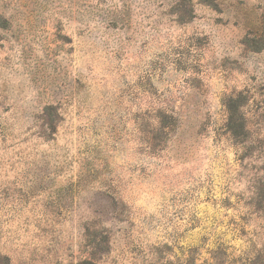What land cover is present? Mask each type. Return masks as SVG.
Masks as SVG:
<instances>
[{
	"label": "rangeland",
	"instance_id": "rangeland-1",
	"mask_svg": "<svg viewBox=\"0 0 264 264\" xmlns=\"http://www.w3.org/2000/svg\"><path fill=\"white\" fill-rule=\"evenodd\" d=\"M0 264H264V0H0Z\"/></svg>",
	"mask_w": 264,
	"mask_h": 264
},
{
	"label": "trees",
	"instance_id": "trees-1",
	"mask_svg": "<svg viewBox=\"0 0 264 264\" xmlns=\"http://www.w3.org/2000/svg\"><path fill=\"white\" fill-rule=\"evenodd\" d=\"M260 49H262V48H260ZM237 129H241L242 130L243 129V125L231 126L230 131H231L232 134H234V133H237L236 132Z\"/></svg>",
	"mask_w": 264,
	"mask_h": 264
}]
</instances>
